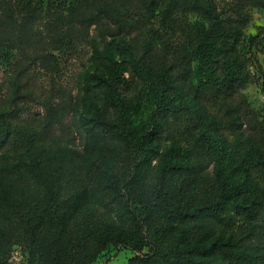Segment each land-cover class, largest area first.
<instances>
[{"label": "trees", "instance_id": "trees-1", "mask_svg": "<svg viewBox=\"0 0 264 264\" xmlns=\"http://www.w3.org/2000/svg\"><path fill=\"white\" fill-rule=\"evenodd\" d=\"M254 8L264 0H0V264L15 244L27 264L121 247L125 264H264Z\"/></svg>", "mask_w": 264, "mask_h": 264}, {"label": "rangeland", "instance_id": "rangeland-1", "mask_svg": "<svg viewBox=\"0 0 264 264\" xmlns=\"http://www.w3.org/2000/svg\"><path fill=\"white\" fill-rule=\"evenodd\" d=\"M251 20L246 27L247 33H252L256 31V27L258 25H264V9L254 8L252 9ZM188 19L190 21H194L196 17L192 14H188ZM258 58L260 64L262 66L264 72V53H259ZM69 66L68 69H70ZM245 92L248 94L249 98L252 100V103L257 108L264 107V90L261 89L259 84H249L245 88ZM152 103L150 101H144L140 106L136 109L131 116L132 124L136 131H142L146 129L149 124L150 114L152 110ZM35 110L39 109V107H33ZM163 144H166L163 142ZM31 184V183H30ZM132 255L131 250L125 247H121L118 249L109 248L103 251L94 261L90 264H125L127 259ZM10 264H27L25 251L21 244H15L12 247L9 256Z\"/></svg>", "mask_w": 264, "mask_h": 264}]
</instances>
